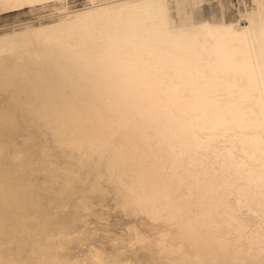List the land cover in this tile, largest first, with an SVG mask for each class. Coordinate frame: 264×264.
Listing matches in <instances>:
<instances>
[{"label":"bare ground","instance_id":"1","mask_svg":"<svg viewBox=\"0 0 264 264\" xmlns=\"http://www.w3.org/2000/svg\"><path fill=\"white\" fill-rule=\"evenodd\" d=\"M72 1L0 0V264H264V0Z\"/></svg>","mask_w":264,"mask_h":264},{"label":"rangeland","instance_id":"2","mask_svg":"<svg viewBox=\"0 0 264 264\" xmlns=\"http://www.w3.org/2000/svg\"><path fill=\"white\" fill-rule=\"evenodd\" d=\"M87 4L86 0H73L72 3L70 4V7L71 8H78V7H82V6H85ZM24 13V14H23ZM23 15L19 14V16L23 19V21H34L36 22L37 19L39 18H43V17H46L47 15L50 14V8H47V9H43V10H40L39 12H36V13H29L28 11L25 13V11L22 12ZM11 17L7 16V17H0V27L7 24L9 21H11ZM25 19V20H24Z\"/></svg>","mask_w":264,"mask_h":264}]
</instances>
